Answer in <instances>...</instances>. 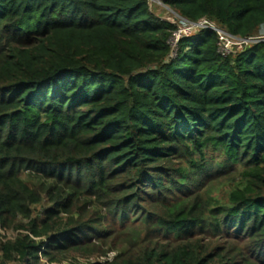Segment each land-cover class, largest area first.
<instances>
[{"label": "trees", "instance_id": "obj_1", "mask_svg": "<svg viewBox=\"0 0 264 264\" xmlns=\"http://www.w3.org/2000/svg\"><path fill=\"white\" fill-rule=\"evenodd\" d=\"M163 2L264 26V0ZM178 28L149 0H0V264H264V40L223 56L202 27L173 56Z\"/></svg>", "mask_w": 264, "mask_h": 264}, {"label": "rangeland", "instance_id": "obj_2", "mask_svg": "<svg viewBox=\"0 0 264 264\" xmlns=\"http://www.w3.org/2000/svg\"><path fill=\"white\" fill-rule=\"evenodd\" d=\"M150 4L152 6L153 11L160 17L167 19L169 21L172 22H176L180 25L181 28H187L188 25H186V22L184 20L181 21L180 18V14H178L177 12H175L174 10H172L169 6H167L163 0H149ZM198 29H194L192 31H189L186 35H190V33H194L196 32ZM191 33V34H192ZM259 37H264V26L261 27V29L259 30L258 33ZM175 41H173L174 43ZM177 50L178 47H173V55L176 56L177 55ZM218 192V191H217ZM48 204L46 202H44V204L39 206V210L41 208H44L45 206H47ZM16 232L14 230H6L0 227V239H9V238H13L15 237ZM104 242V241H103ZM103 249H108V247H110L109 245V240H106V243H104ZM114 247H112L110 250H108L107 255H95L93 257L90 258H85V257H69L66 260H63L60 263H48L45 259L41 260L40 264H93V263H103L106 260H112L114 258V256H116L118 254V249H113ZM9 264H20L18 262H11Z\"/></svg>", "mask_w": 264, "mask_h": 264}, {"label": "built area", "instance_id": "obj_3", "mask_svg": "<svg viewBox=\"0 0 264 264\" xmlns=\"http://www.w3.org/2000/svg\"><path fill=\"white\" fill-rule=\"evenodd\" d=\"M180 18H181V21L184 20L186 22V25L188 26L187 28H181L179 25L178 30L174 33L172 40H171L172 48L174 46L177 47L178 42L183 35L187 34L189 31H192L194 29L196 30L202 27L208 28V29H211L217 32L218 38H219V42H218L219 52L223 56H227L230 53H232L236 47L242 48L244 45L250 42H253L256 40H264V37H259V36L242 38L238 35H234L220 28L218 25H216L214 22L209 21L207 18H203L197 22L189 21L182 16H180ZM173 41L175 42L173 43ZM172 55H173V50H172Z\"/></svg>", "mask_w": 264, "mask_h": 264}]
</instances>
